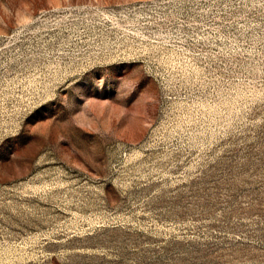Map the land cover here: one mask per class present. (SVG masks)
I'll return each mask as SVG.
<instances>
[{
	"label": "rangeland",
	"instance_id": "obj_1",
	"mask_svg": "<svg viewBox=\"0 0 264 264\" xmlns=\"http://www.w3.org/2000/svg\"><path fill=\"white\" fill-rule=\"evenodd\" d=\"M0 264H264V0H0Z\"/></svg>",
	"mask_w": 264,
	"mask_h": 264
}]
</instances>
